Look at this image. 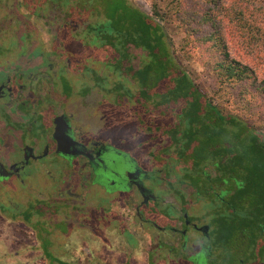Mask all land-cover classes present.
<instances>
[{
  "label": "rangeland",
  "instance_id": "374dc122",
  "mask_svg": "<svg viewBox=\"0 0 264 264\" xmlns=\"http://www.w3.org/2000/svg\"><path fill=\"white\" fill-rule=\"evenodd\" d=\"M38 1L0 0V66L4 70H14L13 74L17 77L22 75L16 70L17 67L24 66L26 71L32 72L31 88L38 84L37 80L45 78V86L51 90L44 92L51 98L54 93L58 99L62 98L64 110L72 119L78 120L77 124L84 126L83 129L89 131L95 140L132 155L145 170L157 175V180L162 178L152 187L161 200L153 206L159 204L157 211H161L142 212L150 223L137 220L134 213L128 212L131 207L125 206L130 195L114 193L106 197L98 187L89 186L86 177L88 170L81 162L71 165L59 155L32 164L20 176L0 180V202L7 204L6 209L11 214H14V209L22 213L30 206L44 209L43 215L33 214L30 219V226L35 229L23 227V231H28L25 234L30 242L34 243L35 236L40 238L42 248L50 246L60 262L55 264H193L194 259L192 262L184 259L186 252L181 248L187 241L189 248L191 245L195 248L199 246L200 235L193 230L184 239L179 232L168 236L158 235L159 230L153 226V222L165 226L172 219L178 221L182 214L180 209L185 204L187 213L194 220L207 224L211 221L210 216L220 209L221 203L216 204L203 196L196 201L192 199L191 182H184L182 178L185 171L191 174V170H194L193 155L179 158L178 151L185 150L186 146L176 145L167 129L175 118L167 117L165 113H155L153 102L144 105L139 102L142 87L132 75L133 70L125 68L136 71L153 59L132 47L129 60L121 65L122 70L116 69L114 65L119 56L113 49L96 47L95 39L92 40L94 35L90 37L86 33L84 24L65 23L63 17L46 11L45 6L43 10L46 12L42 11V16L33 14L40 12ZM132 1L155 22L162 24L167 51L174 57L179 70L199 85L213 104L224 109V113L238 114V103L233 95L230 99L214 95L215 80L205 73L200 50L184 48L187 33L177 22L175 0ZM253 2L255 9L264 10V0ZM227 41L231 56L254 66L260 78H263V41H255L256 45L250 49L252 53H248L242 41L236 37H228ZM158 68V65L154 66V69ZM161 72L160 69L152 74L151 85L157 83ZM171 75L174 77L173 73ZM62 78L73 89L69 98L59 95L61 91L57 87V91L52 89L57 84L60 86ZM170 82L175 87V79ZM45 86L40 84L41 88ZM226 91L236 94V90L229 86L219 95ZM49 96L42 97V104L54 100ZM16 109L23 112L22 107L16 104L11 113L14 114ZM172 115L175 116V113ZM46 118H49L48 113ZM31 119L37 120V116L31 114ZM182 120L179 118V124ZM250 122L256 123L264 138V117H251ZM15 135L20 133L17 131ZM15 138H4L5 146L21 144ZM226 144L222 142L219 146ZM227 146L230 147V144ZM19 160V157L15 158V161ZM118 160L115 168L122 173L134 169L125 159ZM209 166H205V169ZM168 174L172 187L166 185ZM195 181L202 183L203 177H197ZM152 185L150 182L149 186ZM216 195L225 198L228 191L220 188ZM183 196L185 203L181 202ZM168 204H174V207L167 209ZM18 219L24 217L19 214ZM180 225L177 222L176 228L181 229ZM237 229L226 238L228 247L236 249L235 257L228 260L229 264L246 259L249 239L258 238L256 229ZM211 243L206 242V245L212 247ZM50 261L46 259L38 264H50Z\"/></svg>",
  "mask_w": 264,
  "mask_h": 264
},
{
  "label": "trees",
  "instance_id": "16d2710c",
  "mask_svg": "<svg viewBox=\"0 0 264 264\" xmlns=\"http://www.w3.org/2000/svg\"><path fill=\"white\" fill-rule=\"evenodd\" d=\"M38 5L40 12L33 13L37 16H42L45 6L65 23L84 24L86 33L94 35L96 47H110L118 54L114 65L118 70L129 60L132 47L152 58L141 69H125L133 70L142 87L140 103L153 102L155 113L175 118L167 129L176 145L186 146L178 151L179 158L193 155L195 171L189 174L192 199L203 196L217 204L221 198L216 194L220 188L227 189L219 215L237 216L239 231H264V138L256 123L250 122L251 117H264V77L260 78L254 66L234 59L227 41L236 37L248 53L257 39L264 44V10L255 9L253 0H175L177 22L187 33L184 48L200 50L205 73L215 80V96L235 97L238 114H231L213 104L199 85L179 70L167 51L162 24L132 0H39ZM156 65L158 69H154ZM160 69L157 83L151 85L152 74ZM172 79L175 87L170 85ZM229 86L236 90L235 95L231 91L219 95ZM179 118H183L181 124ZM222 142L230 147L219 146ZM197 177H203L202 183L195 181ZM6 205L0 202V264H38L46 259L50 264L60 263L50 246L42 248L35 236L34 243L30 242L25 234L28 231H23V227L30 229L33 214L41 216L44 209L30 206L11 214ZM19 214L24 219H18ZM223 223L226 226L218 237L226 242L234 228L228 221Z\"/></svg>",
  "mask_w": 264,
  "mask_h": 264
},
{
  "label": "flooded vegetation",
  "instance_id": "af4514ba",
  "mask_svg": "<svg viewBox=\"0 0 264 264\" xmlns=\"http://www.w3.org/2000/svg\"><path fill=\"white\" fill-rule=\"evenodd\" d=\"M1 67L2 66H0V180L6 181L14 176H20L21 172L29 168L32 164L40 163L42 160H46L52 155H59L71 165L75 162H81L88 170L86 177H88L89 186L98 187L103 191L106 197L114 193L130 195L127 200L128 204H125V206H130L132 208L128 209L129 214L134 213L137 220L139 219L141 222L150 223V220H146L143 217L142 212L154 213L161 211H157V206L159 204L153 206L154 203H160L161 200L155 195L153 192L154 188L152 187L154 184H157L160 179V181L163 179L159 178L157 180V175L155 176V174L145 170L132 155L110 144L95 140L89 131L85 130V128L83 129L84 126L77 124L78 120L72 119V116L64 110L62 98L58 99V97L55 96L57 95L56 93H54V96L52 95L53 97L51 98L44 92L47 91V89L49 91L51 90V88L45 86L47 85L45 78L42 81L37 80L38 84L31 88L30 76L32 72L26 71L23 68L24 66L19 65L16 69L22 73L19 77L13 74L15 73L14 70H4L3 67ZM7 67H9V65H7ZM41 83L45 87L41 88ZM59 84L60 86L57 84V86L52 89L56 91L57 88L60 89L61 93L59 95L69 98L73 91L69 83L62 78ZM45 96L46 98L49 96L51 100H54L42 104V97ZM16 104L18 107H22L23 112L16 109L14 114L11 113L10 110ZM43 110L44 115L42 114ZM47 113L49 118H46ZM31 114H35L37 120H30ZM25 116H28V118L26 117L25 119ZM60 117H63V120L60 122L61 129L64 134L70 138L72 143L70 155L57 151L58 143L54 139L57 127L55 119ZM17 131L20 135H15ZM7 137L11 138V140H14L16 137L15 139L20 141L21 144L15 146L14 143L12 144L10 142V146H5L6 142H4V138ZM18 157L20 160L15 161V158ZM118 158L125 159V162L130 165L129 167L133 166L134 169L126 173L117 170L115 167L118 166ZM189 174L190 173L186 171L183 174L182 179L184 182H190ZM150 182L153 184L152 186H149ZM166 182L168 187H172V183L169 181V174L166 175ZM223 201L224 199L221 198L219 202L222 204ZM181 202L185 203V199L182 198ZM168 205L166 206L167 209L174 207V204ZM186 208L184 204L183 208L180 209L182 214L178 217V221L172 219L170 222H166L165 226H160L153 222V226L159 230L158 235L163 234L168 236L171 233L179 232L184 239V237L188 238V232L193 230L200 235L201 244H198L199 246H196V248L192 245L189 248L187 246L188 241L187 243H183L181 251L186 252L184 259L191 262L194 259L193 264H229L228 260L235 257L234 251H236V249H230L228 243L224 242L221 237L218 236H220V233L226 226V224L223 223L224 220L228 221L229 225L235 230L238 228L237 216L225 217L219 215L220 210H217V214L210 216V222L207 224H200V220H194L187 213ZM177 222L181 223V229L176 228ZM256 232V237L258 238L251 237L248 241L247 254L245 255L246 259L231 264H264V231L257 230ZM212 239L215 240V242H213ZM209 241H212V247L206 245V242ZM217 257H219V259L216 263H213Z\"/></svg>",
  "mask_w": 264,
  "mask_h": 264
},
{
  "label": "water",
  "instance_id": "95a60500",
  "mask_svg": "<svg viewBox=\"0 0 264 264\" xmlns=\"http://www.w3.org/2000/svg\"><path fill=\"white\" fill-rule=\"evenodd\" d=\"M62 120H63V117L55 119V124L57 125V127H56V131L54 134V139L58 143V150L57 151L61 152L63 154H66V155H70L71 154L70 149L72 147V143H71L70 138L68 136H66L61 129L60 122Z\"/></svg>",
  "mask_w": 264,
  "mask_h": 264
}]
</instances>
